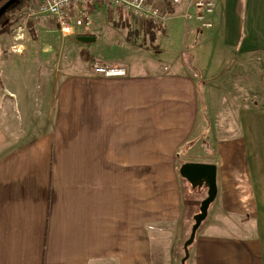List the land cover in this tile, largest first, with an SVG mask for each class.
<instances>
[{"label":"crops","instance_id":"crops-1","mask_svg":"<svg viewBox=\"0 0 264 264\" xmlns=\"http://www.w3.org/2000/svg\"><path fill=\"white\" fill-rule=\"evenodd\" d=\"M213 1L214 27L191 24L173 55L106 53L108 38L52 63L46 41L17 54L0 33V264H186L210 187L185 168L216 188L190 264H264V0ZM93 27L69 45L98 43Z\"/></svg>","mask_w":264,"mask_h":264},{"label":"built area","instance_id":"built-area-1","mask_svg":"<svg viewBox=\"0 0 264 264\" xmlns=\"http://www.w3.org/2000/svg\"><path fill=\"white\" fill-rule=\"evenodd\" d=\"M179 7H183L181 13H178ZM104 8L118 9L138 25L147 23L165 27L179 19L184 28L194 24L199 30H211L216 5L212 0H37L11 17L6 28L12 30L15 41L23 42L31 26L49 24L61 40H66L81 29L90 28L94 14ZM22 48L18 44L11 50L20 54ZM89 70L91 74L105 78L127 75L125 68L107 66L99 61L93 62Z\"/></svg>","mask_w":264,"mask_h":264},{"label":"rangeland","instance_id":"rangeland-1","mask_svg":"<svg viewBox=\"0 0 264 264\" xmlns=\"http://www.w3.org/2000/svg\"><path fill=\"white\" fill-rule=\"evenodd\" d=\"M36 2L37 0H29L28 4L36 3ZM19 11L20 10L15 11V12H8L6 15L7 19L0 25V28H6L8 20L11 19V17H14L15 14H17ZM101 11H106L105 12L106 14L102 16L97 15L103 18H97V16H95L94 18L95 24L92 25L94 26L93 27L95 30L94 33L97 36L98 43L82 45L83 49H79V50L73 49L71 47L72 43H70L69 45V40H64L62 42L59 37V34L49 24H43L44 26L42 27H45L46 29H50L51 30V32L49 31L50 35L48 36L42 35V34L39 35L35 31L31 30L30 33L26 34L27 35L26 38L28 42L33 43L37 47L38 50L42 48L41 45L43 46L44 41H46L45 44L47 45V47H52V49H55L54 52H52V54H50L49 56L50 58L49 60L52 63L57 61L58 51L61 49L62 50V56H61L62 63L61 64L64 63L65 59H67L66 61H68V59L70 60L71 58L77 60L78 54L80 56H82V54L84 56H87L88 53L91 52V49L93 50V49H96L97 46L103 45L108 38H109L110 46H107L106 50L104 51L106 53L113 54L117 52V50H119L117 53L121 54V51H122L126 56L128 55V52L133 53V51L138 50V48H143V49H140L139 51H143L144 49L146 50L153 49L155 50L154 52L157 53V48L161 47L164 49V45L165 44L168 45L169 42L171 43L170 54L173 55L174 52L179 50V46L182 42H184L185 44L186 42L188 43V41H186V37L188 36L190 32L189 28L191 26H189V28H184V26L181 23V20L179 19L171 21L168 24V27L165 31L166 33L163 32V33L156 34V35L153 34V36L151 37L139 31V25L133 22L129 18V16L125 14L124 12L118 9H112V8H109V9L104 8ZM182 11H183V7H179L178 13H181ZM34 26L39 27V25H34ZM88 30H91V28H89ZM10 32H12V30L7 28L6 33L9 34ZM16 43L23 44L24 41L23 42L15 41L14 44L17 45ZM184 43H183V46H185ZM43 47L45 48V46ZM109 47L111 48L110 50L108 49ZM113 48H117V50H113ZM10 51L13 52L11 49ZM115 59H113L114 62H116ZM93 62L95 61H92V63ZM107 62L108 64H105L107 66L114 63V62H109V61ZM119 62L120 61H118L116 64H119ZM190 245H191V242L184 248V252H185L184 254L186 256L185 258L186 264H190V261H191L188 258L189 253H190L189 252Z\"/></svg>","mask_w":264,"mask_h":264},{"label":"water","instance_id":"water-1","mask_svg":"<svg viewBox=\"0 0 264 264\" xmlns=\"http://www.w3.org/2000/svg\"><path fill=\"white\" fill-rule=\"evenodd\" d=\"M19 0H9L6 2L3 6L0 7V18L4 15V13L15 3H17ZM87 39H84L86 41ZM182 173L184 174L185 177H188V179L192 182L198 181L201 179H206L208 182V185L210 187V195L209 197L202 203L201 207V214L198 217L196 224L192 228V232L190 235L189 240L185 244V247L192 242L196 228L200 224V222L204 219L206 215V208L207 205L210 203V201L214 198L215 193H216V188H215V182H214V169H210L209 171L200 169V168H185L182 170Z\"/></svg>","mask_w":264,"mask_h":264},{"label":"trees","instance_id":"trees-1","mask_svg":"<svg viewBox=\"0 0 264 264\" xmlns=\"http://www.w3.org/2000/svg\"><path fill=\"white\" fill-rule=\"evenodd\" d=\"M9 0H0V7L3 6L6 2H8ZM28 1L29 0H19L17 3H15L14 5H12L5 13L4 15L0 18V25L7 19L6 15L8 12H15L18 10H22L24 9V7L26 5H28ZM18 9V10H17ZM143 27H148V28H152L151 25L144 23L142 24ZM7 30V28H0V33L3 34L5 33Z\"/></svg>","mask_w":264,"mask_h":264}]
</instances>
